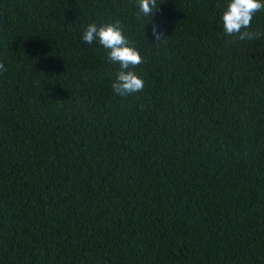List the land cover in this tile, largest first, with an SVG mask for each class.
Masks as SVG:
<instances>
[{"label": "trees", "instance_id": "trees-1", "mask_svg": "<svg viewBox=\"0 0 264 264\" xmlns=\"http://www.w3.org/2000/svg\"><path fill=\"white\" fill-rule=\"evenodd\" d=\"M157 3L0 0V264H264V35H225L227 0ZM116 21L127 97L82 40Z\"/></svg>", "mask_w": 264, "mask_h": 264}, {"label": "clouds", "instance_id": "clouds-1", "mask_svg": "<svg viewBox=\"0 0 264 264\" xmlns=\"http://www.w3.org/2000/svg\"><path fill=\"white\" fill-rule=\"evenodd\" d=\"M135 4L139 20L141 17H152L158 3L157 0H135ZM262 9L264 0H227L220 17L223 32L227 36H235L240 41L259 38L264 33L248 29L251 27L253 16ZM152 36L161 42L163 30L153 25ZM82 40L89 45L98 43L106 50L108 61L119 65L111 83L114 94L127 97L143 91L144 80L134 69L144 63V59L124 36L119 21L100 25L89 23L83 31ZM6 71L4 63L0 62V73Z\"/></svg>", "mask_w": 264, "mask_h": 264}]
</instances>
